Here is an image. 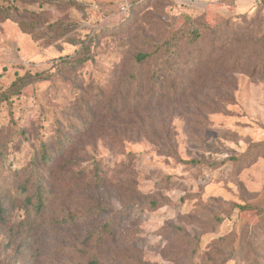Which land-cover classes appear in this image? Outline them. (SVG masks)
Segmentation results:
<instances>
[{
    "label": "rangeland",
    "instance_id": "rangeland-1",
    "mask_svg": "<svg viewBox=\"0 0 264 264\" xmlns=\"http://www.w3.org/2000/svg\"><path fill=\"white\" fill-rule=\"evenodd\" d=\"M15 5L33 14L40 38L0 19V264H264V159L252 160L264 146L242 157L249 140L264 139V79L237 74L224 111L199 110L205 125L189 108V118L171 114L169 153L147 136L165 130L136 121L131 108L102 116L120 108L124 74L144 85L153 70L163 75L159 55L138 67L131 55L164 51L187 19L220 26L262 7L254 29L264 31V0ZM88 55L94 59L77 60ZM26 74L49 80L2 99ZM86 108L96 112L93 122ZM34 161L45 194L40 213L28 201Z\"/></svg>",
    "mask_w": 264,
    "mask_h": 264
},
{
    "label": "trees",
    "instance_id": "trees-1",
    "mask_svg": "<svg viewBox=\"0 0 264 264\" xmlns=\"http://www.w3.org/2000/svg\"><path fill=\"white\" fill-rule=\"evenodd\" d=\"M18 1L0 6V19L12 20L23 32L34 38H40L35 33L37 24L32 18L33 14L26 9L19 10L15 5ZM261 11L262 7H259L253 15L245 14L229 18L220 26H214L199 19H187L183 22L186 28H179V34L176 29L173 30L170 38L163 43L164 51H158L161 45H156L154 52L138 50L131 55L130 64L138 67L152 60L156 61L159 55L160 61L164 64L163 75L158 76L157 69L153 70L144 85L141 80H137L132 71L124 74L128 90L120 93V108L116 110V106L108 107L102 111V116L115 117L119 111L123 112L131 108L136 121L144 120L146 124L153 123L165 130L147 134L155 141V145L166 153L174 151L172 135L167 125L171 114L180 116L182 114L185 118H189L191 113L189 109H192V112H196L194 116L198 115V123L205 125L206 118L204 116L199 118L204 114L199 110H206L205 113L211 114L224 111L226 103L234 101L237 74L246 75L252 81L264 79V31L254 29ZM169 55L171 60H166ZM93 59L94 56L88 55L77 60L85 63ZM38 80H49V76L40 74L21 76L2 92L1 97L8 98L24 86ZM143 109L148 110L146 115L142 112ZM85 112L93 122L96 112H92L89 108H86ZM256 144L264 146V139L249 140L242 153L243 159L249 157L250 149ZM258 158L264 159V154H259L252 160L255 161ZM48 159L46 149L42 147L40 161L46 163ZM217 165L215 162L210 167ZM31 174L34 176L35 189L28 201L33 204L35 211L40 213L45 204V194L43 181L38 174L37 161H34L31 167ZM4 219V208L0 201V220Z\"/></svg>",
    "mask_w": 264,
    "mask_h": 264
}]
</instances>
